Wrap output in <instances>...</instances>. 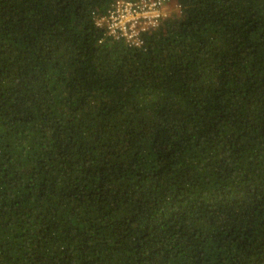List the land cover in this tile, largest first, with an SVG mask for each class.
Listing matches in <instances>:
<instances>
[{"label": "trees", "instance_id": "trees-1", "mask_svg": "<svg viewBox=\"0 0 264 264\" xmlns=\"http://www.w3.org/2000/svg\"><path fill=\"white\" fill-rule=\"evenodd\" d=\"M115 1L0 0V264H264V0Z\"/></svg>", "mask_w": 264, "mask_h": 264}, {"label": "built area", "instance_id": "built-area-1", "mask_svg": "<svg viewBox=\"0 0 264 264\" xmlns=\"http://www.w3.org/2000/svg\"><path fill=\"white\" fill-rule=\"evenodd\" d=\"M164 12L163 0H116L106 14L96 20V24L103 25L110 33L139 45L140 32L157 25Z\"/></svg>", "mask_w": 264, "mask_h": 264}, {"label": "clouds", "instance_id": "clouds-1", "mask_svg": "<svg viewBox=\"0 0 264 264\" xmlns=\"http://www.w3.org/2000/svg\"><path fill=\"white\" fill-rule=\"evenodd\" d=\"M163 3L165 5V11L169 10L173 6L177 7L176 3L173 0H163Z\"/></svg>", "mask_w": 264, "mask_h": 264}]
</instances>
